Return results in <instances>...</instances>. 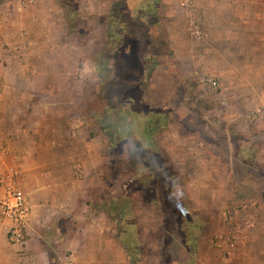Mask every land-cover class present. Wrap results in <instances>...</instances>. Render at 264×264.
Masks as SVG:
<instances>
[{"label":"rangeland","instance_id":"1","mask_svg":"<svg viewBox=\"0 0 264 264\" xmlns=\"http://www.w3.org/2000/svg\"><path fill=\"white\" fill-rule=\"evenodd\" d=\"M197 1L56 0L59 61L31 73L78 94L72 264H194L264 220V0L233 51Z\"/></svg>","mask_w":264,"mask_h":264},{"label":"crops","instance_id":"2","mask_svg":"<svg viewBox=\"0 0 264 264\" xmlns=\"http://www.w3.org/2000/svg\"><path fill=\"white\" fill-rule=\"evenodd\" d=\"M26 1L0 5V200L12 177L30 207L25 248L8 241L9 223L0 210V264H59L74 243L68 220L86 205L81 187L88 178L76 175L84 155L75 151L86 144L76 137L83 124L78 94L51 88L61 82L57 77L31 73L59 61L56 0ZM197 7L204 19L212 13L213 46L235 50L249 35L247 0H199ZM241 234L232 253L224 246L200 248L194 264H264V220L244 222Z\"/></svg>","mask_w":264,"mask_h":264},{"label":"built area","instance_id":"3","mask_svg":"<svg viewBox=\"0 0 264 264\" xmlns=\"http://www.w3.org/2000/svg\"><path fill=\"white\" fill-rule=\"evenodd\" d=\"M8 0H0V5ZM192 0H186V4ZM22 2H27L22 0ZM217 82L211 80V86L215 87ZM2 218L9 223L7 232L8 241L13 245L25 248L27 245V225L30 217V207L27 198L17 187L12 177L9 178L4 187V197L0 200ZM62 264H72V256L65 255L61 259ZM31 264H36L32 262Z\"/></svg>","mask_w":264,"mask_h":264}]
</instances>
